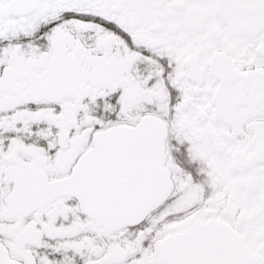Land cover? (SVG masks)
<instances>
[{"label":"snow or ice","instance_id":"snow-or-ice-1","mask_svg":"<svg viewBox=\"0 0 264 264\" xmlns=\"http://www.w3.org/2000/svg\"><path fill=\"white\" fill-rule=\"evenodd\" d=\"M0 264H264V0H0Z\"/></svg>","mask_w":264,"mask_h":264}]
</instances>
